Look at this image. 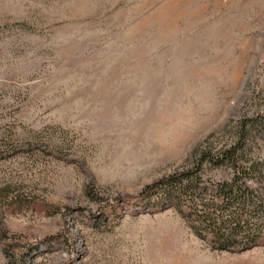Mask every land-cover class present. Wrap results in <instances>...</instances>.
Returning <instances> with one entry per match:
<instances>
[{
  "label": "rangeland",
  "instance_id": "374dc122",
  "mask_svg": "<svg viewBox=\"0 0 264 264\" xmlns=\"http://www.w3.org/2000/svg\"><path fill=\"white\" fill-rule=\"evenodd\" d=\"M241 120L264 158V0H0V264H264L133 200Z\"/></svg>",
  "mask_w": 264,
  "mask_h": 264
},
{
  "label": "trees",
  "instance_id": "16d2710c",
  "mask_svg": "<svg viewBox=\"0 0 264 264\" xmlns=\"http://www.w3.org/2000/svg\"><path fill=\"white\" fill-rule=\"evenodd\" d=\"M247 123L235 140L206 141L186 166L147 185L133 200L172 209L211 250L244 252L264 246V158L248 154ZM218 170L223 175H209Z\"/></svg>",
  "mask_w": 264,
  "mask_h": 264
},
{
  "label": "bare ground",
  "instance_id": "6f19581e",
  "mask_svg": "<svg viewBox=\"0 0 264 264\" xmlns=\"http://www.w3.org/2000/svg\"><path fill=\"white\" fill-rule=\"evenodd\" d=\"M191 256H192V255H190V257H191ZM193 257H194V256H193ZM193 257H192V258H193ZM194 259H196V256L194 257ZM197 260H198V258L196 259V261H197Z\"/></svg>",
  "mask_w": 264,
  "mask_h": 264
}]
</instances>
